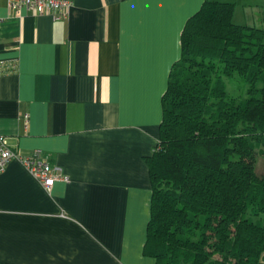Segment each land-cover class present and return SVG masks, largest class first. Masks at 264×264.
I'll use <instances>...</instances> for the list:
<instances>
[{"label":"crops","instance_id":"1","mask_svg":"<svg viewBox=\"0 0 264 264\" xmlns=\"http://www.w3.org/2000/svg\"><path fill=\"white\" fill-rule=\"evenodd\" d=\"M207 0H72L65 19L0 0V135L64 178L19 162L0 176V264H156L145 256L150 157L182 34ZM235 7L264 30V0Z\"/></svg>","mask_w":264,"mask_h":264},{"label":"trees","instance_id":"2","mask_svg":"<svg viewBox=\"0 0 264 264\" xmlns=\"http://www.w3.org/2000/svg\"><path fill=\"white\" fill-rule=\"evenodd\" d=\"M207 0L187 22L149 167L144 254L156 264H264V30ZM247 84L246 97L226 79ZM263 158V171L258 161Z\"/></svg>","mask_w":264,"mask_h":264},{"label":"built area","instance_id":"3","mask_svg":"<svg viewBox=\"0 0 264 264\" xmlns=\"http://www.w3.org/2000/svg\"><path fill=\"white\" fill-rule=\"evenodd\" d=\"M6 1L11 16H20L21 9L26 8L36 14H50L58 21L67 17L72 6V0ZM3 22H5V18L0 15V24ZM12 161H19L47 191H50L57 181L67 180L43 158L41 151H36L30 156H23L12 150L8 140L0 135V176Z\"/></svg>","mask_w":264,"mask_h":264},{"label":"rangeland","instance_id":"4","mask_svg":"<svg viewBox=\"0 0 264 264\" xmlns=\"http://www.w3.org/2000/svg\"><path fill=\"white\" fill-rule=\"evenodd\" d=\"M227 91L232 97L242 98L246 97L247 84L238 76L232 79H226ZM258 171H263V158L260 157L258 161Z\"/></svg>","mask_w":264,"mask_h":264}]
</instances>
